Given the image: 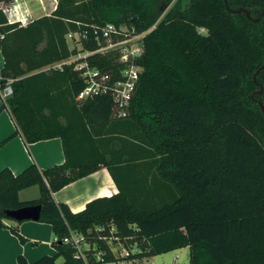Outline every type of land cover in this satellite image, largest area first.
Here are the masks:
<instances>
[{"label": "trees", "instance_id": "obj_1", "mask_svg": "<svg viewBox=\"0 0 264 264\" xmlns=\"http://www.w3.org/2000/svg\"><path fill=\"white\" fill-rule=\"evenodd\" d=\"M227 4L59 0L50 15L26 25L3 18L0 83L13 78V93L0 111L10 108L27 141L61 136L66 154L45 169L32 163L19 174L0 171V228L7 209L41 204L39 220L58 237L56 254L32 263L21 256L22 264H86L63 239L71 229L106 251L96 261L92 249V262L116 260L104 237L111 226L140 249L126 258L188 246L192 264H264V68L254 78L264 64V0ZM239 7L261 19L232 10ZM106 22L138 32L157 22L145 36L144 71L125 117L114 116L108 95L76 99L85 81L73 64L43 69L77 51L70 30L87 31L84 49L98 48L95 28ZM90 61L103 70L118 66L112 53ZM124 161L126 177L118 173ZM102 166L118 193L77 212L54 199V191ZM33 184L40 197L21 200L19 190Z\"/></svg>", "mask_w": 264, "mask_h": 264}, {"label": "crops", "instance_id": "obj_2", "mask_svg": "<svg viewBox=\"0 0 264 264\" xmlns=\"http://www.w3.org/2000/svg\"><path fill=\"white\" fill-rule=\"evenodd\" d=\"M58 2L59 0H0V26L4 24L1 21L5 17L8 20L7 23L19 22L20 25H26L38 17L50 15L56 9ZM2 34L0 29V38ZM67 40L73 48L70 40L68 38ZM4 64L5 57L0 46V74ZM47 66L43 69H51ZM3 102L4 98L0 93V107ZM65 160L66 154L61 136L27 141L10 108H2L0 111V171L10 168L14 174H19L32 163L37 164L40 169H45L63 163ZM122 163L118 173L126 177L131 171H128L125 161ZM37 186L40 189L39 184L20 189L19 198L21 200L39 198ZM119 190L108 166H102L54 191L53 196L57 202L66 203L72 211L77 212L84 209L92 199L111 196ZM5 223L6 226L0 228V264H22L19 259L21 256L32 263L46 254L57 253V248L53 245L56 235L50 222L33 218L17 220L8 217ZM16 231L20 232L25 240H22ZM157 255L159 254L153 256L154 260Z\"/></svg>", "mask_w": 264, "mask_h": 264}, {"label": "built area", "instance_id": "obj_3", "mask_svg": "<svg viewBox=\"0 0 264 264\" xmlns=\"http://www.w3.org/2000/svg\"><path fill=\"white\" fill-rule=\"evenodd\" d=\"M22 20V19H21ZM157 22L143 31H136L135 28L130 29L126 24L117 25L114 22H106L104 25L95 28L96 39L99 47L96 49H84L82 47L83 40L88 38L87 31L70 30L66 36L74 42L73 48L77 51L71 56L56 61L47 66V68H58L64 64H73L85 85L76 98L82 101L86 98L100 95H108L113 100L114 116L125 117L129 114L131 101L137 90L144 65L141 62L145 54V36L153 30ZM96 53H112L115 56L117 69L103 70L90 61V56ZM13 79H8L2 85L0 83V93L4 101L13 93ZM101 229V228H100ZM115 226H111L109 237L104 236L110 243L111 249L116 255V260L102 262L101 264H158L153 256L144 257H128L139 251L136 243L128 246L119 236L114 235ZM55 239H58L55 236ZM64 241L72 244L75 248V256L82 258L86 264H95L92 260H104L105 250H96L94 245L83 232L71 229L69 234L64 236ZM116 240L114 244L112 241ZM119 245L118 248H116ZM93 251V257L90 251ZM161 264H192L190 256L187 260L181 259V254L177 252L171 262L163 260Z\"/></svg>", "mask_w": 264, "mask_h": 264}, {"label": "water", "instance_id": "obj_4", "mask_svg": "<svg viewBox=\"0 0 264 264\" xmlns=\"http://www.w3.org/2000/svg\"><path fill=\"white\" fill-rule=\"evenodd\" d=\"M227 7L230 9V7L227 4V0H225ZM235 11H242L244 10L246 12V14L248 15V17H251L252 19L259 21L261 19V15L258 17H253L250 10L244 7H239L237 9H232ZM264 12V10H263ZM201 33L204 35H208L209 32L206 29H202ZM264 68V64H262L256 71V73L254 74V78L256 80L257 77V73ZM261 109L264 113V103L263 101H259ZM41 212H42V205L41 204H31V205H24V206H20L18 208H12V209H7L6 210V214L8 217L10 218H14L17 220H24V219H29V218H33V219H39L41 216Z\"/></svg>", "mask_w": 264, "mask_h": 264}, {"label": "rangeland", "instance_id": "obj_5", "mask_svg": "<svg viewBox=\"0 0 264 264\" xmlns=\"http://www.w3.org/2000/svg\"><path fill=\"white\" fill-rule=\"evenodd\" d=\"M202 29H206V28H202ZM70 42H71V45L73 46L74 42H72L71 40H70ZM37 189H38V195L40 196L41 195V191H40L38 186H37ZM118 247H119V245L116 248H118ZM176 252H179L181 254V259L182 260H187L189 258V248L188 247H181L179 249H173V250H170V251H167V252L160 253L159 255H157L155 257V259L158 262V264H161V262L163 260H166L167 262H171V260L173 259V256L176 254ZM61 260H62V258H59L58 262H60Z\"/></svg>", "mask_w": 264, "mask_h": 264}]
</instances>
